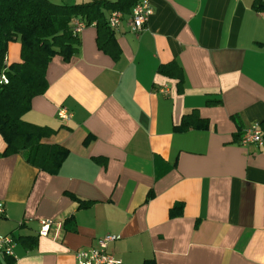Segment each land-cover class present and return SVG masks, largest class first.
<instances>
[{
  "label": "crops",
  "instance_id": "0c3cea01",
  "mask_svg": "<svg viewBox=\"0 0 264 264\" xmlns=\"http://www.w3.org/2000/svg\"><path fill=\"white\" fill-rule=\"evenodd\" d=\"M255 1L150 0L145 30L124 13L111 52L91 25L71 60L52 58L23 119L68 155L56 174L41 170L3 156L0 132V236L15 240L0 264H77L76 251L107 235L124 264H264V147L241 144L254 124L264 134ZM20 62L18 40L5 64ZM41 220L61 228L40 236Z\"/></svg>",
  "mask_w": 264,
  "mask_h": 264
},
{
  "label": "trees",
  "instance_id": "16d2710c",
  "mask_svg": "<svg viewBox=\"0 0 264 264\" xmlns=\"http://www.w3.org/2000/svg\"><path fill=\"white\" fill-rule=\"evenodd\" d=\"M138 1L89 0L68 4L52 0H0V74L5 71L9 79L8 84H0V132L7 143L3 156L22 153L41 170L53 174L59 171L68 155L67 150L42 144V138L49 131L30 125L23 119L24 115L30 110L32 99L48 88L45 74L52 58L59 55L69 61L78 53L80 40L72 31L74 20L79 18L87 26L95 25L99 47L111 52L118 45L106 13H129ZM253 8L264 12V0H256ZM18 40L22 44V62L7 66L8 46ZM193 123V117L188 115L180 129L185 131ZM75 199L80 207L88 205Z\"/></svg>",
  "mask_w": 264,
  "mask_h": 264
},
{
  "label": "built area",
  "instance_id": "2783aa9c",
  "mask_svg": "<svg viewBox=\"0 0 264 264\" xmlns=\"http://www.w3.org/2000/svg\"><path fill=\"white\" fill-rule=\"evenodd\" d=\"M154 14L153 7L150 0H139L137 4L132 8L130 13L129 27L132 32L140 33L145 30L149 17ZM125 14L121 11H112L108 16V25L112 30L118 29L125 18ZM87 27L86 23L77 18L72 25V31L74 35H79ZM9 79L5 71L0 74V84H8ZM58 117L61 120H68L72 117L66 110L61 108L58 112ZM243 146L255 144L259 147H264V134L260 129L259 124H254L252 127L245 130L243 138L241 140ZM5 215V209L3 204L0 203V217ZM40 236L47 237L50 229L53 225H56L58 229L61 228L60 224H56L53 221L41 220ZM118 240L117 236L107 235L96 241L94 246L89 248L80 249L76 251L75 258L77 264H124L122 260L115 258V256L109 252V245ZM15 240L12 236H0V255L14 256Z\"/></svg>",
  "mask_w": 264,
  "mask_h": 264
},
{
  "label": "rangeland",
  "instance_id": "374dc122",
  "mask_svg": "<svg viewBox=\"0 0 264 264\" xmlns=\"http://www.w3.org/2000/svg\"><path fill=\"white\" fill-rule=\"evenodd\" d=\"M55 3H59V1H65V3L72 4L75 0H52Z\"/></svg>",
  "mask_w": 264,
  "mask_h": 264
}]
</instances>
